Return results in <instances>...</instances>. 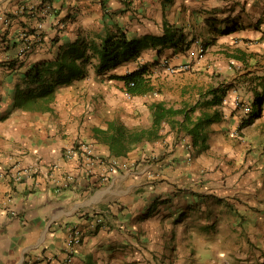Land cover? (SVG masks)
<instances>
[{
  "label": "crops",
  "instance_id": "obj_1",
  "mask_svg": "<svg viewBox=\"0 0 264 264\" xmlns=\"http://www.w3.org/2000/svg\"><path fill=\"white\" fill-rule=\"evenodd\" d=\"M51 1L42 45L19 56L36 19L14 11L37 0H0V15H12L0 21V264H110L126 254L134 264H264V0ZM168 27L188 46L145 45L105 68L92 56L82 76L56 85L50 109L16 105L17 91L37 87L28 72L64 48L86 46L85 57L107 36L161 37ZM198 39L207 50L192 56ZM165 57L190 69L170 73ZM140 68L152 88L128 97L123 76ZM236 95L251 114H239ZM157 104L168 115L155 129ZM204 117L216 118L195 128ZM80 141L139 164L99 182L97 168L64 156ZM73 224L84 234L70 251Z\"/></svg>",
  "mask_w": 264,
  "mask_h": 264
},
{
  "label": "trees",
  "instance_id": "obj_2",
  "mask_svg": "<svg viewBox=\"0 0 264 264\" xmlns=\"http://www.w3.org/2000/svg\"><path fill=\"white\" fill-rule=\"evenodd\" d=\"M31 15L28 13L26 17ZM190 41L187 40L186 34L182 29L166 28L165 33L161 37L146 36L142 39H128L126 35L120 37L107 36L101 44L91 45L92 55H86L84 52L86 46L80 47L75 44L69 48H64L57 56L55 62H45L36 65L27 74V80L37 87L32 90H19L16 93V105L34 109L46 110L50 109V104L55 99V88L59 83L70 82L74 78L82 76L86 70V64L92 56H97L100 67L115 66L129 55H136L140 48L145 45L157 46L159 44H170L176 47H186ZM53 66L55 68L53 69ZM49 75V77H47ZM123 78L125 79L127 90L132 94H145L151 90V86L147 77L143 74V69L127 72ZM168 111L160 104H157L154 110V128L158 129L163 120L167 118ZM216 117H210L198 120L194 127L199 128L202 124L208 123ZM192 132V131H191ZM145 132L132 134L128 139H141ZM203 140L205 136L202 135ZM90 258L87 264H94Z\"/></svg>",
  "mask_w": 264,
  "mask_h": 264
},
{
  "label": "built area",
  "instance_id": "obj_3",
  "mask_svg": "<svg viewBox=\"0 0 264 264\" xmlns=\"http://www.w3.org/2000/svg\"><path fill=\"white\" fill-rule=\"evenodd\" d=\"M54 6L51 0H37L30 4H21L14 11L15 15L26 16L30 14V17L36 19L35 24L28 30L22 33V43L18 49L19 56H26L32 52L35 48H38L43 43V32L46 27L48 18L53 14ZM0 21L4 24L9 25L12 21V15L1 14ZM59 26H65V22H56ZM195 49L190 50V55L202 56L207 50V45L204 44L200 39L195 40ZM161 64L170 73H176L182 70L190 69V63H184L179 66L172 65L169 58L165 57L162 59ZM126 95L131 97L132 94L126 90ZM235 106L242 116H247L252 113V104L243 100L240 95H236ZM192 144H188L191 147ZM64 156L67 159H73L75 157L81 158L83 164L88 170H94L96 174L97 181L106 182L110 179V176L118 171L126 172L134 169L139 161L129 160L119 156H108L104 157L98 155L93 146L85 141H80L75 144L67 146L64 150ZM149 162L154 160V156H149L147 159ZM8 171L6 170L3 163L0 161V180L2 177L6 176ZM154 175V173H152ZM20 176H18L19 178ZM74 176L72 174L68 175L63 185L65 187L69 186L70 181H72ZM104 222V216L102 212L98 211L95 215L94 224H102ZM69 235L67 238V250H74L76 246L81 245L84 230L78 224H73L69 226ZM71 262V258L68 259Z\"/></svg>",
  "mask_w": 264,
  "mask_h": 264
},
{
  "label": "rangeland",
  "instance_id": "obj_4",
  "mask_svg": "<svg viewBox=\"0 0 264 264\" xmlns=\"http://www.w3.org/2000/svg\"><path fill=\"white\" fill-rule=\"evenodd\" d=\"M204 44H206V42L204 41V40H201ZM207 45V44H206ZM254 108H255V112H256V110H257V106L256 105H254ZM124 251H125V249H123ZM135 250V249H134ZM123 252V251H122ZM135 257H136V255H138L137 254V252H134L133 251V253H132ZM155 260V264H161V263H157V261H156V259H154ZM110 264H134L133 262H131L130 260H128V254H126V255H124V257H123V261H118V260H116V261H114V263H110ZM137 264H142V262L141 261H138L137 262ZM150 264H154V263H150Z\"/></svg>",
  "mask_w": 264,
  "mask_h": 264
}]
</instances>
